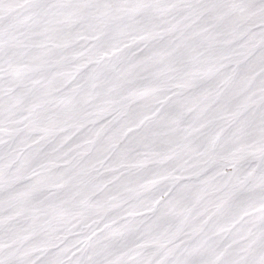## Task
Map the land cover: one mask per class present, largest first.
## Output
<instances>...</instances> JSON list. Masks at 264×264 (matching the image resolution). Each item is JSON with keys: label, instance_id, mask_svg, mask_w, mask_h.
Listing matches in <instances>:
<instances>
[{"label": "snow or ice", "instance_id": "1", "mask_svg": "<svg viewBox=\"0 0 264 264\" xmlns=\"http://www.w3.org/2000/svg\"><path fill=\"white\" fill-rule=\"evenodd\" d=\"M0 264H264V0H0Z\"/></svg>", "mask_w": 264, "mask_h": 264}]
</instances>
